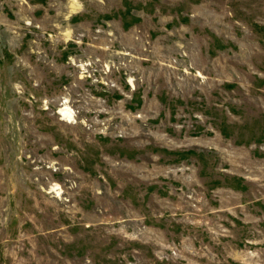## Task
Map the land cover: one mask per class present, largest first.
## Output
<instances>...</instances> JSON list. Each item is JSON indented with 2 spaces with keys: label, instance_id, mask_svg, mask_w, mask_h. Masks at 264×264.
<instances>
[{
  "label": "rangeland",
  "instance_id": "rangeland-1",
  "mask_svg": "<svg viewBox=\"0 0 264 264\" xmlns=\"http://www.w3.org/2000/svg\"><path fill=\"white\" fill-rule=\"evenodd\" d=\"M0 264H264V0H0Z\"/></svg>",
  "mask_w": 264,
  "mask_h": 264
}]
</instances>
